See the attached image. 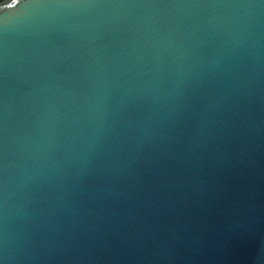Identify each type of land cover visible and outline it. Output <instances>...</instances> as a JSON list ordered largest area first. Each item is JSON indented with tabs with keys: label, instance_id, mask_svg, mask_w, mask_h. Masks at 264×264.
<instances>
[{
	"label": "water",
	"instance_id": "water-1",
	"mask_svg": "<svg viewBox=\"0 0 264 264\" xmlns=\"http://www.w3.org/2000/svg\"><path fill=\"white\" fill-rule=\"evenodd\" d=\"M0 264H264V0L1 2Z\"/></svg>",
	"mask_w": 264,
	"mask_h": 264
},
{
	"label": "trees",
	"instance_id": "trees-1",
	"mask_svg": "<svg viewBox=\"0 0 264 264\" xmlns=\"http://www.w3.org/2000/svg\"><path fill=\"white\" fill-rule=\"evenodd\" d=\"M4 0H0V3L3 2Z\"/></svg>",
	"mask_w": 264,
	"mask_h": 264
}]
</instances>
